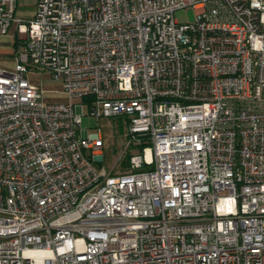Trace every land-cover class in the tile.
<instances>
[{"label":"built area","instance_id":"2783aa9c","mask_svg":"<svg viewBox=\"0 0 264 264\" xmlns=\"http://www.w3.org/2000/svg\"><path fill=\"white\" fill-rule=\"evenodd\" d=\"M17 5L0 0L22 48L0 67V264H264V0ZM84 107L122 122L125 172L95 167Z\"/></svg>","mask_w":264,"mask_h":264},{"label":"rangeland","instance_id":"374dc122","mask_svg":"<svg viewBox=\"0 0 264 264\" xmlns=\"http://www.w3.org/2000/svg\"><path fill=\"white\" fill-rule=\"evenodd\" d=\"M34 7V0H20L18 12L27 11ZM176 19L186 18L189 22L195 20V10L192 8L184 9L176 12ZM9 34H15V27L9 31ZM21 38H24L25 32H21ZM22 51V48L18 49V52H0V66L6 68L10 71L14 70L17 63V55ZM17 54V55H16ZM30 83L38 86L43 92L44 103H65L68 101V96L63 92V85L61 81L54 80L47 73H30L28 75ZM83 113L86 115L83 117L81 130H88L90 135L99 134L98 129L100 128L101 134L103 136L105 147V159L103 161H94V165L98 171H105V173H121L125 172L127 169L122 167V162L119 161L124 147H125V130L122 126V122L118 119L109 118L97 121L95 118L88 115L87 107L83 108ZM117 124L119 126H117Z\"/></svg>","mask_w":264,"mask_h":264},{"label":"crops","instance_id":"0c3cea01","mask_svg":"<svg viewBox=\"0 0 264 264\" xmlns=\"http://www.w3.org/2000/svg\"><path fill=\"white\" fill-rule=\"evenodd\" d=\"M19 3H20V0H18V5H17V13H18V15L20 17L30 18V17H32L35 14V12L37 10L38 0H34V7L32 9L27 10V11L25 10V11H22V12H18ZM9 33L7 35H5V36L0 37V52H9V51L18 52V49L20 48V44L18 45V49L17 50L14 47L15 40L19 41L18 37L16 36V29H15V34L14 35L13 34H9Z\"/></svg>","mask_w":264,"mask_h":264},{"label":"trees","instance_id":"16d2710c","mask_svg":"<svg viewBox=\"0 0 264 264\" xmlns=\"http://www.w3.org/2000/svg\"><path fill=\"white\" fill-rule=\"evenodd\" d=\"M18 45H19V41L15 40L14 47L16 48V50L18 49ZM129 157H130V154L128 153L126 155L124 161L122 162V167L125 168V169H127V166H128L127 160H128Z\"/></svg>","mask_w":264,"mask_h":264}]
</instances>
